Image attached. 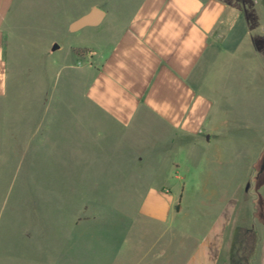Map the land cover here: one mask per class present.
<instances>
[{"label":"crops","instance_id":"crops-1","mask_svg":"<svg viewBox=\"0 0 264 264\" xmlns=\"http://www.w3.org/2000/svg\"><path fill=\"white\" fill-rule=\"evenodd\" d=\"M98 1L62 20L65 36L104 24L108 12L101 6L117 0ZM30 2L0 0V184L9 179V161L35 160L42 150L55 160L53 125L65 111L69 140L79 142L67 143L66 161H106L96 167L97 175L145 182L141 190L135 183L126 186L121 196L142 198L139 215L173 227L174 196L152 181L177 166L164 161H173L170 152L183 138L192 139L190 155L210 131L214 102L202 78L226 4L138 0L107 52L83 62L63 39L35 28V19L28 29L19 24L34 12ZM92 10L90 23L75 27ZM181 181L180 200L186 190ZM233 218L234 208L223 205L194 235L180 237L187 254L166 250L162 264H264V224Z\"/></svg>","mask_w":264,"mask_h":264},{"label":"rangeland","instance_id":"rangeland-1","mask_svg":"<svg viewBox=\"0 0 264 264\" xmlns=\"http://www.w3.org/2000/svg\"><path fill=\"white\" fill-rule=\"evenodd\" d=\"M28 1L34 12H26L19 24L28 29L35 19L31 24L41 32L87 50L79 56L83 62L107 52L138 2L110 1L101 6L108 17L100 28L65 36L62 20L98 0ZM222 1L225 17L202 78L214 102L210 131L190 155L192 139L183 138L170 152L173 161H164L177 166L167 178L152 181L174 196L173 227L139 215L142 198L121 196L126 186L135 183L141 190L145 182L97 175L106 161H66L70 137L64 111L53 125L55 160L42 150L35 160L9 161V179L0 184L6 193L1 198L0 191V264H162L166 250L187 254L180 237L194 235L225 204L234 208V223L264 224V0ZM70 142L79 144L75 137ZM23 175L26 180L18 181ZM181 178L186 190L180 200Z\"/></svg>","mask_w":264,"mask_h":264},{"label":"water","instance_id":"water-1","mask_svg":"<svg viewBox=\"0 0 264 264\" xmlns=\"http://www.w3.org/2000/svg\"><path fill=\"white\" fill-rule=\"evenodd\" d=\"M95 10H92L89 14L83 16L76 24L75 27H80V26H85L90 23V16L91 13L94 12Z\"/></svg>","mask_w":264,"mask_h":264},{"label":"trees","instance_id":"trees-1","mask_svg":"<svg viewBox=\"0 0 264 264\" xmlns=\"http://www.w3.org/2000/svg\"><path fill=\"white\" fill-rule=\"evenodd\" d=\"M88 51L87 50H84V49H73V53L76 54L77 56H83L87 53ZM179 204V202H178ZM178 206L176 207V209H178Z\"/></svg>","mask_w":264,"mask_h":264}]
</instances>
